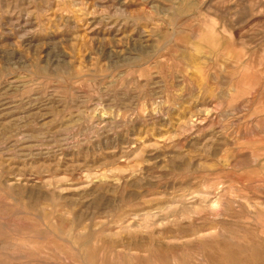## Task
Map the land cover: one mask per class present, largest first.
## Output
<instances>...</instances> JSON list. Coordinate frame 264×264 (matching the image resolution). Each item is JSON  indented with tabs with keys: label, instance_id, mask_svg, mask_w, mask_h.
Wrapping results in <instances>:
<instances>
[{
	"label": "rangeland",
	"instance_id": "374dc122",
	"mask_svg": "<svg viewBox=\"0 0 264 264\" xmlns=\"http://www.w3.org/2000/svg\"><path fill=\"white\" fill-rule=\"evenodd\" d=\"M0 264H264V0H0Z\"/></svg>",
	"mask_w": 264,
	"mask_h": 264
}]
</instances>
